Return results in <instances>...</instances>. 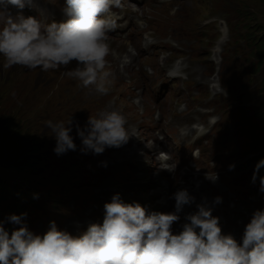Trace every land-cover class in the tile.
<instances>
[{
	"label": "rangeland",
	"instance_id": "obj_1",
	"mask_svg": "<svg viewBox=\"0 0 264 264\" xmlns=\"http://www.w3.org/2000/svg\"><path fill=\"white\" fill-rule=\"evenodd\" d=\"M124 1L119 14L124 13L128 17V26L121 27L122 33L119 28H116V32L109 36L108 41L112 56L119 55L120 61L125 62L128 60V55L132 54L137 58L138 63L136 66L126 68L129 72L124 76L122 85L117 87L120 91L117 99L120 108L117 104L115 108L121 111L123 116L133 120V124L138 123L139 127L128 129V131L129 136H138V140L143 141L142 148L151 146L157 152L159 148L164 149L167 144L173 153L171 157L175 158L176 163H181L179 169L165 181L155 179L152 171L146 174L157 181L161 189L167 190L169 196L174 195L181 187H188V193H190L195 179L201 180V173L206 170L200 173L196 170L197 168L190 167L191 161L186 154L182 155L183 150L180 145L190 147L191 144L189 139L178 137L179 130L185 126L187 120L201 122L206 121L208 116H217L220 124L210 133L207 147L202 149L197 162L210 165L216 163V160H221L222 164L227 162V164L235 165L231 172L235 173L237 179L234 181L230 172L228 178L221 177L226 178L223 185L212 186L213 179L210 177L206 188L202 186L199 189V197L201 200L215 202L220 213L223 211L228 220L235 217L224 211L226 203L233 204L241 201L244 204L241 205L242 210L248 208L250 211L251 206L257 204L255 198L264 200V192L260 191V178L264 177V168L259 170L253 182L255 166L264 159V154L250 162L253 172L250 168L240 172L237 166L250 157L264 152V99L262 105L253 110V117L252 104H249L252 107H249L247 111H243L237 105L230 103L229 99H235L238 96L237 77L242 75L245 84L250 87V102L255 104L258 102L256 93L264 92V82L262 87L254 93L248 77L251 71L264 75V56H259L257 49L253 48L252 56L244 63L237 58L233 44L230 42L223 47L222 61L218 66L211 61L217 33L197 31L191 25H204L214 13L227 10L232 34L250 26V29H255L253 34L262 37L264 35V0H204L198 5L185 8L184 15L191 18V21L177 20L172 16L155 18L148 22L151 30L146 37L149 38L150 43H146L144 37L138 33V29L134 28L136 15H140L146 9L147 0H131L128 3ZM176 2H184V0L174 1L171 5H175ZM134 3L138 4L139 8L134 9L132 7ZM33 5L40 13L38 18L42 26H48L57 20L68 19L64 11L65 0H42ZM55 9L62 13L58 14ZM21 13L29 17L26 12H11L13 16ZM112 38L126 44L121 45V48L113 49L119 44ZM162 39L166 41L159 44L158 41ZM135 45H139L141 49L134 50ZM124 46V51L120 52L119 49L123 50ZM159 47L163 50L170 49L174 53L166 57L159 72H153L156 73L154 77L147 69L153 70L155 60L160 53L152 57L151 52ZM176 54L186 59L187 68L183 72L185 79L165 75L169 63ZM4 64V58L0 57V122L11 127L10 129L14 127L13 132L16 130L17 132L13 135L16 137L9 138L12 142L9 149L0 152V183L5 186L2 187L3 192L6 190L9 192L7 203L0 206V222H3L5 230L11 235L12 231L18 230L20 226L8 222L7 218L11 215L19 216L26 213L24 223L35 235L45 234L50 223L54 221L59 230L77 236L85 232L78 229L86 222L93 224L103 221L104 211L99 210V205L104 207L105 202L96 196L100 178L111 181L107 184L110 190H114V182L117 183L125 195L126 190L123 185L132 179L121 164H118L114 171H106L99 166L100 160L109 156V150L118 154L128 150L127 147L122 145L119 148H106L102 154H95L91 150L82 152V141L74 129L77 125L84 128L89 117L96 118L97 111L104 108L110 100L92 99L91 88L86 92L79 81L65 75L66 72L77 67L76 61L58 70H43L40 67L29 69L20 65L5 67ZM126 64L128 63L119 65ZM225 69L229 70V75L233 73L229 80L232 90L230 92L223 90L214 98L216 102L212 105L206 104L209 86L212 83L210 79L216 72L221 75ZM189 71H194L190 78L186 75ZM222 81H224L223 76ZM193 85L202 86L204 90L202 105H205L207 109L200 111L196 107H190L183 114H177L169 98L187 97ZM112 87L110 84L108 92ZM209 98L211 100L212 96ZM137 100L140 102H135ZM130 103L135 106L137 112L132 108L126 109ZM259 112H263V115L258 116ZM70 120L73 127L71 135L77 146L76 150L57 154L54 151L56 139L48 123L49 121L63 122L67 125ZM130 125L132 124L126 123L127 128ZM17 138L21 139L16 140L15 143ZM134 145L135 143H132L130 148ZM204 145L205 143L202 142L201 146ZM141 150L137 154L145 160V165H148L152 158ZM138 165H140L139 160L137 164L131 165L129 172L134 173ZM137 174L141 175L142 172L138 171ZM135 183L138 187L140 186V182ZM30 187H32L31 190ZM137 189L139 190L137 194H142V189ZM29 191L34 193L31 199L28 195H20L18 198L19 192L31 196ZM217 198L220 200L219 203L216 202ZM6 205L22 207L5 208ZM193 205L194 203H191L186 206L191 208ZM191 210L194 209L191 208ZM242 215V212L236 214L238 218Z\"/></svg>",
	"mask_w": 264,
	"mask_h": 264
},
{
	"label": "clouds",
	"instance_id": "obj_2",
	"mask_svg": "<svg viewBox=\"0 0 264 264\" xmlns=\"http://www.w3.org/2000/svg\"><path fill=\"white\" fill-rule=\"evenodd\" d=\"M31 3L0 0V57L4 66L58 70L76 61L77 67L65 75L84 88L94 87L95 92L107 94L113 76L107 70L106 58L111 52L108 38L118 20L112 9L119 8L121 0H65L68 19L48 26L22 13L13 16L8 10L10 5L22 10ZM126 123L115 109L101 111L96 118L90 116L86 128L76 126L81 151L102 154L106 148L126 144ZM71 125V120L67 125L48 123L57 154L76 150ZM163 167L170 166L165 163ZM229 168L233 170L235 165ZM261 168L264 159L255 166L253 182ZM260 191L264 192V177L260 178ZM174 199L176 212L194 202L186 190L176 192ZM26 215L7 218L20 226L11 235L0 222V264H264V210L253 213L242 242L222 234L219 218L205 206H198L182 231L173 234L172 225L180 219L177 214L148 213L139 203H125L119 194L105 203L102 223L90 224L77 236L59 230L54 221L45 234L35 235L24 223Z\"/></svg>",
	"mask_w": 264,
	"mask_h": 264
},
{
	"label": "bare ground",
	"instance_id": "obj_3",
	"mask_svg": "<svg viewBox=\"0 0 264 264\" xmlns=\"http://www.w3.org/2000/svg\"><path fill=\"white\" fill-rule=\"evenodd\" d=\"M175 5L178 7V9H182V8L185 9V8L189 7L185 1L184 2H176ZM170 6H171V3L161 2V3L157 4V3H155V0H150V2L147 4V10H144L142 12L141 18H144V19L148 20V19H150V18H152L154 16H156V17L163 16V15L166 14V12L170 8ZM18 9L19 8L15 7V6H12V8L8 7V10L10 12H12L13 10H18ZM23 10H25L26 12L27 11H33V16H30V17H33V18L37 19L41 23V21L38 18L40 16V13H39L37 8H36V11L32 10L26 4L25 7L23 8ZM55 11H57V9H55ZM54 15H55V13H54ZM117 17H119V16H117ZM123 25L128 26V23L125 22V18L124 17L119 18L117 20V27L116 28H119L121 33L123 32V28H121ZM0 26H2V25H0ZM115 32L116 31H112L111 34L109 33V36H111ZM112 40H115V39L112 38ZM225 40H226V35L223 32L222 33V37L220 38L216 48L214 49L215 54L218 52L219 47L225 42ZM116 41L118 42L119 46H114L113 49L121 48V45L126 44L125 42L120 41V40H115V42ZM108 43H109V41H108ZM124 48H125V46L123 47V50L119 49V51L123 52ZM135 48H137L136 45H135ZM120 55L122 56V54H120ZM129 58H130V63H128V64H126L124 66H120L119 65L120 63H122L120 61V59H119V55L112 56V54L110 52V55L106 58L107 61H108V69L107 70H109V71H111L113 73V76H112V79H111V84H112L113 87L110 88V91L107 94L101 95V94L95 92L94 91V87L84 88V90L86 92L89 91L90 88L92 89L93 93H91V98L96 100V101L110 100V102L104 108H101L100 110L97 111V116H98L99 112L104 111V110H113V109L116 110L115 104H117L118 108H120V105L117 103V99H118V97L120 95V91L117 89V87L122 85V81H123L124 76L129 72L126 68H130L131 66L133 67L134 66L133 63L136 62V60L134 59L133 56H130ZM118 62H120V63L117 64ZM217 65L218 66L220 65V61L217 63ZM130 71H132V70H130ZM132 73H133V71H132ZM192 74H193V72H190V73H188V76L190 77ZM169 76L173 77L170 74H169ZM130 81H131V78H130ZM216 87H217V85H216V83L214 81V84L211 86V88L214 89ZM80 102L86 103V101H84V100H80ZM91 102H93V101H91ZM135 102H140V100H137ZM142 105L143 104L141 103V106ZM130 108H132L134 111L137 112V109L135 108V106L132 105V103H130L127 106L126 109H130ZM122 110H124V109H122ZM124 117H125L127 123L132 124L128 128L126 127L127 129L132 130V129H135V128L138 127V123L137 122L135 124H133V122H134L133 120L127 118L126 116H124ZM86 127H87V122H86L84 128H86ZM80 128L84 129L82 127H80ZM74 129L76 130V126L74 127ZM132 143H135V145H134L133 148H130V147H132ZM143 145H144L143 141L138 140V137L129 136L128 142L126 144H124V147H127L128 150L124 151L123 153L119 152L118 154H115L113 150H109V156L106 159H104V160H100L99 166L101 168H103L104 170H106V171H114L116 166L118 164H121L126 169V171H128L127 174L132 177L131 180L129 179L128 183L123 185V188L126 190L125 191L126 195L124 193H123V195H120L118 191H115V192L112 193V196L119 194L121 199L124 202L131 203V204L132 203H139L141 205L142 203H150V204H152L154 206L156 211H159L160 213H164V211L166 210V206L159 200L160 199L159 197L163 196V193L161 191H158V192H152V193L149 194L148 190H147L148 188H151L153 186L159 185L158 182L155 181V180H152L151 178H147L143 174H141V175L137 174V172L139 171L138 169L135 170L134 173L129 172V169H130L131 165L137 164L138 160L141 163V160L139 159V155L137 153H138L139 150L142 149ZM141 151H143V152H147V151L148 152H150V151L154 152L155 149L152 148V147L151 148L145 147V150H141ZM105 163L107 165L106 167L104 166ZM156 164L160 165L159 162L156 163ZM154 165L155 164L152 163V168L154 167ZM159 174L162 175V176L166 175L164 171H160ZM135 182H140V186L138 187ZM133 185H134V187H133ZM137 188L142 189V194H140V195L137 194V192L139 191ZM106 194H107V192H106ZM106 200L109 201V199H106Z\"/></svg>",
	"mask_w": 264,
	"mask_h": 264
},
{
	"label": "trees",
	"instance_id": "obj_4",
	"mask_svg": "<svg viewBox=\"0 0 264 264\" xmlns=\"http://www.w3.org/2000/svg\"><path fill=\"white\" fill-rule=\"evenodd\" d=\"M254 40H256L260 44V48H258L256 45L254 46L257 49V54L259 56H261V55L264 56V47H262L263 42H264V35H262V37H258L257 39L254 38ZM261 115H263V112L258 113V116H261ZM10 128L11 127H9V126L7 127V125L5 123L0 122V152L3 150L9 149V146L12 143L11 141H9L10 137H16L13 135L16 134L17 130H16V132H13L15 128L14 127H13V129H10ZM20 139H18V138L15 139V143L17 142L16 140H20ZM2 187H5V186L0 183V206L7 203L6 200H7V197L9 196V192H7V190L5 192H3ZM31 188L32 187H30V190H31ZM30 193H31V196L28 195L29 199H31L32 194H34L33 192H30ZM20 195H23L22 192L18 193V198ZM9 207L20 208L21 206H19V205H14V206L6 205L5 208H9Z\"/></svg>",
	"mask_w": 264,
	"mask_h": 264
}]
</instances>
